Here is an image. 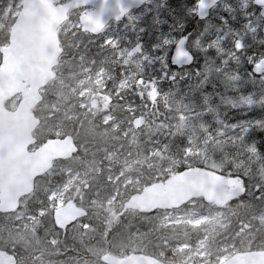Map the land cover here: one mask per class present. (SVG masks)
Wrapping results in <instances>:
<instances>
[{
    "label": "trees",
    "instance_id": "16d2710c",
    "mask_svg": "<svg viewBox=\"0 0 264 264\" xmlns=\"http://www.w3.org/2000/svg\"><path fill=\"white\" fill-rule=\"evenodd\" d=\"M18 2L0 0L1 16L10 7L0 27V48L8 43ZM197 2H145L141 8L147 10L145 14L137 9L122 22L111 23L117 27L114 45L106 43L105 31L92 35L77 26L84 8L70 12L59 29L63 52L56 77L33 109L40 121L34 136L36 146L72 136L77 152L55 161L38 177L17 212H0V250L14 255L16 264H105L104 255L129 253L180 263L201 241L205 256L195 257L193 264H220L226 252L264 249V221L260 220L264 215V79L252 73L253 65L264 57V19L259 16L260 30L249 33L246 15L260 12L254 4L246 10L238 6L228 10L219 3L207 19L200 20ZM128 21L133 24L124 25ZM132 27L135 33L126 32ZM217 29L230 32L225 33V41L216 37ZM168 35L186 39L193 57L190 65L173 63L172 45L167 46L170 51L163 62L147 65V56H156L155 47ZM192 43L198 47L192 48ZM144 64L148 67L139 66ZM99 69L104 71L101 85L86 82L90 92L81 96L77 82ZM129 74L135 75L130 86L119 87ZM98 94L109 101L102 113L90 103ZM6 105L10 108L12 101ZM107 114L111 119L104 123ZM136 118L144 120L141 127L155 128L150 137L137 134ZM164 128L168 131L161 132ZM109 153L114 155L115 172L125 170L115 184L106 182ZM169 166L176 174L201 168L240 177L246 189L224 206L225 219L213 227L166 223L164 209L141 212L129 207V199L143 188L171 177ZM68 167L86 169L94 181L82 189V198L74 195L75 187L65 193V201H74L85 214L60 228L49 195L65 185ZM127 176L140 180L139 189L122 188ZM117 186L122 195L114 198ZM194 202L196 214L208 212L212 205L203 198ZM19 214L23 219L15 220Z\"/></svg>",
    "mask_w": 264,
    "mask_h": 264
},
{
    "label": "water",
    "instance_id": "95a60500",
    "mask_svg": "<svg viewBox=\"0 0 264 264\" xmlns=\"http://www.w3.org/2000/svg\"><path fill=\"white\" fill-rule=\"evenodd\" d=\"M145 0H22L21 8L9 32V40L0 48V212L18 210L22 198L34 191L35 181L46 174L57 160L77 152L72 136L53 138L36 146L34 132L39 119L33 109L43 99L46 86L55 78V68L63 52L58 30L77 7L89 10L80 16L82 31L99 35L112 21L120 22ZM223 0H198L197 16L206 19ZM264 19V0H254ZM186 39L175 46V65L188 66L193 57L185 49ZM253 73H264V57L255 64ZM18 99L16 107L6 103ZM96 106V101L93 103ZM144 120L137 118L135 126ZM229 189V191H228ZM245 191L240 177H224L218 173L193 168L171 177L166 183H154L130 198L128 206L149 212L172 209L204 198L217 206H225ZM85 214L84 209L70 201L54 212L60 227ZM105 264H185L164 263L143 253L125 256L104 255ZM14 255L0 251V264H15ZM221 264H264V249L238 252Z\"/></svg>",
    "mask_w": 264,
    "mask_h": 264
},
{
    "label": "rangeland",
    "instance_id": "374dc122",
    "mask_svg": "<svg viewBox=\"0 0 264 264\" xmlns=\"http://www.w3.org/2000/svg\"><path fill=\"white\" fill-rule=\"evenodd\" d=\"M150 1V0H146L145 2ZM253 2V1H252ZM251 0H223L220 3V6L223 9H228L231 10L234 7L238 6L241 7L243 10H246L249 6H250ZM20 2L17 3L16 7H20ZM10 8V7H9ZM8 8V9H9ZM8 9L5 11V13L3 14V16L0 15V27L4 24V20H5V16L8 12ZM197 10L196 6H195V11ZM147 12V10L145 9H141L140 14H145ZM260 13L257 14L255 13V11H250L248 12V14L246 15L247 17V22H246V29L249 31V33H257L261 26H262V21L259 18ZM133 22L128 21V23H125L124 25H132ZM77 26H79V24H77ZM117 27L113 24H110L109 26H107L105 28V33H106V43L109 44H115L118 40V37L116 36V29ZM126 32L129 33H135V29L132 27L131 29H126ZM167 33H171L169 31H167ZM216 33V37L221 40V41H225L227 38V34L225 33H230L228 31H225L223 29H217L215 30ZM262 33H264V28L262 29ZM180 39L176 38L173 35H168L165 38L162 39L161 43H159L155 49L156 52L157 50L159 51V53H157L156 56H147L146 58V63L147 65H151L152 62H154L155 60H159L160 62H163L165 57L167 56V54L169 53L170 49L167 46L172 45V55H173V51L175 49V46L177 45V43L179 42ZM167 47V48H166ZM192 48H196L198 47L197 43H192L191 44ZM186 50L190 53L189 49L186 47ZM171 55V58H172ZM141 63L143 62V60L140 61ZM141 66V68L143 67H148L144 65H139ZM103 77H104V71L102 69H99L98 71H96L93 74H88L85 78L80 79L77 82V86L80 89V95H85L87 93L90 92L91 87L90 86H85V83L88 81H92L94 85H101L102 81H103ZM135 75L134 74H129L127 76V78L122 81L119 84V87H129L130 83L133 81ZM129 83V84H128ZM137 86L138 88L141 87L142 82L141 79L137 80ZM142 94V93H140ZM100 94H98L97 96H92L90 99V103L92 104L94 101H97V110L100 111L101 113L104 112L107 109L108 106V99H104V96H102L103 98H99ZM98 97V98H97ZM15 104V101H14ZM111 119L110 115L107 114L104 116V123L108 122ZM144 124V123H143ZM135 127V126H134ZM138 132V135H142L145 137H150V135H152L154 133V127H135ZM130 130V127H129ZM168 131L167 128L161 129V132H166ZM125 136V135H124ZM188 151H190L188 149ZM108 157L105 159L107 162V173H106V182H110L112 184H115L118 182L119 178L125 174V170H121L119 173L115 172V167L113 165V157L114 155L109 153L107 155ZM187 165H190L189 163H187ZM168 171V175L169 176H173L176 174V170H174V168H172V166H169L167 169ZM65 174L67 176V189L75 187L77 188L74 191V195H79L81 198L83 197L82 195V189L85 187L88 188V186L90 185V183H92L94 181V179H89V177H87V172L86 169H80L78 171H74L73 169H71L70 167L65 169ZM139 182L140 180H138V178H133L132 176H127V178L123 181V185L122 188L125 187V185H130L132 188L133 186L137 187L139 189ZM118 189L115 191L114 194V198L116 197V195H122V191L120 189V186H117ZM86 188V189H87ZM56 194L54 195H58V196H62L64 195L63 189L60 188H56ZM52 195V194H51ZM50 195V196H51ZM65 196V195H64ZM54 197V196H53ZM51 197V199L53 198ZM65 198V197H64ZM114 200V199H113ZM53 201L56 202V200L53 199ZM63 201V199H62ZM65 201V199H64ZM212 205L209 206L210 210L208 212L202 213V214H196V211L193 208V205H195V202L192 201L188 204H186L185 206L188 205V207H179V208H175L173 210H167L165 211L162 220L166 223H189L192 225H201V224H208L210 226H216L218 225V223L222 222L225 219V215H226V210L224 209V207L222 206H217L214 203H211ZM15 220H22L23 219V215L19 214L18 216H16L14 218ZM261 221H264V215L261 216ZM184 246H182L181 248H183ZM188 248V247H187ZM203 248V241L200 242V245L198 247V249H194L193 251L189 252L186 255V258L183 260V262H188L187 264H193V261H195V257H203L205 256L204 251L202 250ZM232 254L231 252H226L222 257H221V262L225 261L227 258L231 257ZM200 264H205V262H201Z\"/></svg>",
    "mask_w": 264,
    "mask_h": 264
},
{
    "label": "flooded vegetation",
    "instance_id": "af4514ba",
    "mask_svg": "<svg viewBox=\"0 0 264 264\" xmlns=\"http://www.w3.org/2000/svg\"><path fill=\"white\" fill-rule=\"evenodd\" d=\"M87 188V187H86Z\"/></svg>",
    "mask_w": 264,
    "mask_h": 264
}]
</instances>
